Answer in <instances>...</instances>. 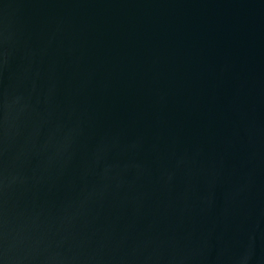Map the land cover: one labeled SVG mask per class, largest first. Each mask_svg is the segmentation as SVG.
Masks as SVG:
<instances>
[{
  "label": "water",
  "instance_id": "1",
  "mask_svg": "<svg viewBox=\"0 0 264 264\" xmlns=\"http://www.w3.org/2000/svg\"><path fill=\"white\" fill-rule=\"evenodd\" d=\"M0 264H264V0H0Z\"/></svg>",
  "mask_w": 264,
  "mask_h": 264
}]
</instances>
